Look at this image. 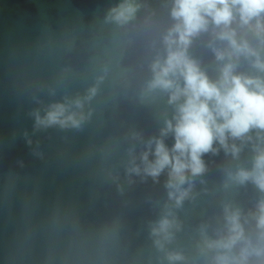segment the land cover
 I'll return each mask as SVG.
<instances>
[{"label":"water","instance_id":"water-1","mask_svg":"<svg viewBox=\"0 0 264 264\" xmlns=\"http://www.w3.org/2000/svg\"><path fill=\"white\" fill-rule=\"evenodd\" d=\"M148 2L138 22L121 27L105 20L117 0H0V264H167L149 235L167 200V174L129 184L125 173L128 149L138 157L144 147L131 133L158 136L173 114L166 95L138 97L173 23L152 20ZM238 32L264 57L251 32ZM210 44L227 47L202 33L188 53L215 80L221 62ZM238 71L264 76L244 58ZM101 75L80 129L34 128V110L43 115L48 104L83 95ZM165 143L171 146V135ZM254 155L244 143L236 159L223 150L203 157L207 171L175 210L182 227L167 246L184 264H208L212 253L196 247L199 229L207 225L214 237L226 203L242 210L245 233L255 236L248 214L264 193L250 182L223 186L225 170L250 169Z\"/></svg>","mask_w":264,"mask_h":264},{"label":"clouds","instance_id":"clouds-1","mask_svg":"<svg viewBox=\"0 0 264 264\" xmlns=\"http://www.w3.org/2000/svg\"><path fill=\"white\" fill-rule=\"evenodd\" d=\"M169 2L168 16L173 23L161 38L163 54L156 51L148 64L151 76L139 89L138 97L144 101L166 95L173 114L164 119L158 136L143 140L141 133H131V138L144 147L138 157L134 147L128 149L130 159L125 173L131 184L133 177H150L157 182L166 172L167 200L159 219L151 223L149 235L167 264H184L185 256L167 246L182 227L175 210L193 198L196 178L207 171L203 159L206 154L216 155L223 150L226 156L236 159L242 145L250 143L255 153L252 167L225 170L223 186L250 182L264 193V76L238 71L239 61L244 58L257 72L264 73V57L238 32V28L247 29L264 46V0ZM139 9L136 0H123L110 9L105 20L122 27L135 20ZM202 33L227 45L223 49L209 45L216 61L221 62L215 80L188 53L194 38ZM104 72L107 74V69ZM103 79L104 75L98 76L96 84L83 95L48 104L43 115L39 109L34 110V128L80 129L91 116V109H85ZM169 135L173 139L171 146L165 143ZM248 216L255 220L254 237L245 233L248 217L230 203L223 205L224 225L214 230V237L209 236L207 225H201L196 247L201 254L212 253L208 264H264V198Z\"/></svg>","mask_w":264,"mask_h":264},{"label":"trees","instance_id":"trees-1","mask_svg":"<svg viewBox=\"0 0 264 264\" xmlns=\"http://www.w3.org/2000/svg\"><path fill=\"white\" fill-rule=\"evenodd\" d=\"M123 0H117V5L122 3ZM140 4V9L137 13L135 20L130 23H136L140 20L141 14L145 8V0H136ZM171 7L169 0H149L147 6V12L149 17L154 21H161L170 19L168 16V10Z\"/></svg>","mask_w":264,"mask_h":264}]
</instances>
